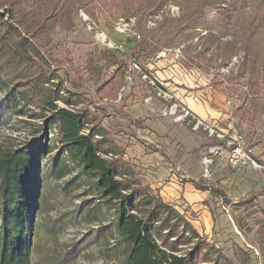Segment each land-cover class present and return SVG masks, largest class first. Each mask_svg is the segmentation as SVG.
<instances>
[{
	"label": "rangeland",
	"instance_id": "rangeland-1",
	"mask_svg": "<svg viewBox=\"0 0 264 264\" xmlns=\"http://www.w3.org/2000/svg\"><path fill=\"white\" fill-rule=\"evenodd\" d=\"M215 1L219 7H225L230 18L222 42L236 40L238 48L240 43H248L249 47L255 45L264 49V0ZM201 2L168 0L162 9L154 11L162 18L152 29H148L146 23L154 13L147 16L145 29L154 31L164 20L179 18L183 12L196 8ZM168 5L177 9H174L173 12H176L173 15H164ZM80 11L82 10L78 11L79 19ZM82 13L87 16L84 11ZM97 14V22L87 16L95 25L91 30L82 19L76 20L75 29L69 33L55 28L52 33L54 57L64 51L71 52V59L74 66L78 67L79 74L77 76L68 71L69 74L66 75L68 67L61 66L56 70L59 77L54 83H57L58 78H63V91H72L76 98H80L75 109H87L88 126L95 127L120 146L124 157L135 163L138 179L143 186H149L151 182L155 184L154 175L148 173V170H152V165L160 162L161 178L156 182L159 188L150 186L151 189L162 201L174 207L198 235L205 237L214 250L223 256L224 260L219 258L218 264H264V125L259 122L256 133H253L244 120L231 114L233 103L239 97H244L247 89L246 73L241 68L242 49L237 50L222 64V44L212 46L208 51H201L196 37L188 38L186 35L190 31H187L179 37L177 45L167 48L179 49L180 56L176 63L172 52L164 59L149 60L145 59L140 50L139 43L145 31L139 28V17L135 16L138 19L135 31L141 35L137 39L131 34L125 36L114 30L113 24L117 16H109L103 9H99ZM98 32H103L105 41L97 36ZM196 32L205 33L200 28ZM134 63L139 69L134 68ZM117 65L124 69V86L114 100L99 97L96 94L97 86L113 77ZM56 66L57 64H52L54 69ZM252 67L254 65L250 64V68ZM142 73L147 74L148 78H143ZM254 80V93L263 95L264 68L257 69ZM218 82L224 86L223 94L231 115L226 123L229 127L219 126L228 128L230 134L239 135L260 166L257 169L224 166L223 171H230L229 182L225 184L218 182L220 178L218 179L215 169L217 157L209 174L205 175L201 156L206 148L200 147L199 158V150L194 145L186 146L183 151L178 143L170 147L149 139L152 135L160 139L161 130L155 124L159 126L168 120L178 135L185 134L184 137L190 140H195L194 134L206 135L201 127L198 130L192 129L193 120L190 116L184 121L176 120L182 108L188 109L180 98L185 89L192 92L203 90L208 86L214 87ZM7 91L0 78V145L16 147L34 141L38 147L44 138V146L48 144L49 147L44 150L40 159L39 190L44 199L39 202L40 206L33 217L32 263L119 264L126 252V245L115 230L117 216L100 199L94 178L84 174L80 166L75 161H69L65 154L58 153L51 135L43 133V116L46 114L41 116L34 107H28L19 101L15 105L8 104ZM148 96L150 99L145 101ZM57 104L64 106L60 101ZM173 104L178 106L176 113L164 115L165 109L171 108ZM189 112L194 115L190 110ZM17 113L21 115L18 118ZM212 145L210 141L206 144L207 147ZM181 156L189 163L181 164ZM223 173L224 176L227 175ZM193 174L197 176L198 185L210 184L217 189L216 193L202 199L200 208L195 210L185 206L179 190L174 198L164 193L168 183L174 182L179 186L191 179ZM203 211H208L213 218V224H209L210 229H205L202 225L205 224ZM192 221L196 222L195 226ZM190 246L182 245L179 252L183 253Z\"/></svg>",
	"mask_w": 264,
	"mask_h": 264
},
{
	"label": "trees",
	"instance_id": "trees-1",
	"mask_svg": "<svg viewBox=\"0 0 264 264\" xmlns=\"http://www.w3.org/2000/svg\"><path fill=\"white\" fill-rule=\"evenodd\" d=\"M201 1L181 17L164 20L153 31L145 29L147 16L162 9L168 0H0V78L8 90V104L19 101L34 107L41 116L46 114L43 133L51 135L58 153L94 178L100 199L117 216L115 230L126 245L119 264H218V259L224 258L174 207L140 183L135 163L124 157L116 142L88 126V110L75 109L80 98L72 91H63V78L54 83L61 66L68 67L66 75L72 71L78 76L79 69L69 51L54 57L52 33L56 27L63 33L73 31L76 20H81L79 10L97 22V12L103 9L117 19L139 17V28L145 31L139 43L145 59L177 45L187 31L188 38L196 37L201 51L222 44V64L241 48L247 89L244 97L233 103L231 114L256 133L257 124L264 125V94L254 93V74L264 68V49L249 47L248 43H240L238 48L236 40L222 42L230 19L228 12L215 0ZM197 28L205 33L196 32ZM52 64H57L56 69ZM115 67L113 77L97 86L99 97L114 100L124 86V69ZM214 86L224 90L221 82ZM45 142L43 138L38 147L34 141L16 147L0 145V264H33V217L44 199L39 190V171L43 152L49 148ZM182 245L191 246L180 253Z\"/></svg>",
	"mask_w": 264,
	"mask_h": 264
},
{
	"label": "crops",
	"instance_id": "crops-1",
	"mask_svg": "<svg viewBox=\"0 0 264 264\" xmlns=\"http://www.w3.org/2000/svg\"><path fill=\"white\" fill-rule=\"evenodd\" d=\"M150 60V58H148ZM213 88V89H212ZM184 94L181 96L180 101L186 105L188 107V109L194 114L196 115L198 118L202 119L203 121L207 122V123H216L218 125H222L223 127H229V125L227 126L226 123L228 122L229 117L231 116L229 114V106L226 103L225 100V96L223 94V91L219 90L217 87H209L205 88V89H199L196 91H187L186 89L184 90ZM147 105V104H146ZM148 110V108H147ZM156 127H159V129L161 130L160 133V139L155 137L154 135H152V137H150L149 139H151V141H155V142H160L161 144H165V145H170V147L176 145L177 143L180 144L182 146V150H185L186 146H192L194 145L196 147L197 150H199V152L197 153V156L200 158V151L203 148H207L206 144H208V141H210V143L213 144V141L210 140V138L208 137V135H204V136H196V134H194L195 136V140L190 138H186L184 137L185 134L183 135H178L175 131V129H172V125L171 122L168 120L166 122H164V124L161 125H157L155 124ZM228 129V128H227ZM167 142V143H166ZM201 147V149H200ZM226 152L222 153V155H218L216 156V166L217 168L216 171L218 172L217 176L218 179L220 178V181H218L220 184H225L226 182H229L228 180L230 179V174L228 175V173H230V171L225 170L223 171V167H228L227 164V156H226ZM181 164H186L189 163L188 161L185 160V158H183V156H181ZM200 159H198V163H200L199 161ZM224 162V164H223ZM153 168L152 170L149 169L148 173H152L154 175L153 178V183L155 184H151L149 185V187H155V188H159L156 185V182H158L159 178H161L160 176V162L155 163L152 165ZM221 166V167H220ZM229 168V167H228ZM225 172L227 175L224 176ZM151 174V175H152ZM191 179H188L187 182L177 186V184L173 183H168L164 188V193L167 196H171V198L176 197V193L179 192L182 193V199L183 202L185 203V206L190 207L191 210H195V208L199 209L200 205L199 203L202 202V199H205L206 196H209L210 194H214L216 193L217 189L216 187L214 188L213 185L210 184H201L198 185L196 183L197 180V176H195L193 174L192 177H190ZM201 186H205L206 188H202ZM213 190V191H211ZM180 196V195H179ZM161 198V197H160ZM203 221L205 224H202L204 226L205 229H210V225L213 224V218L212 216H210L208 211H203ZM196 222L194 223V221H192V225L195 226ZM198 224V223H197ZM210 224V225H209ZM203 229V228H202ZM202 229H200V231H202ZM204 229V230H205Z\"/></svg>",
	"mask_w": 264,
	"mask_h": 264
},
{
	"label": "built area",
	"instance_id": "built-area-1",
	"mask_svg": "<svg viewBox=\"0 0 264 264\" xmlns=\"http://www.w3.org/2000/svg\"><path fill=\"white\" fill-rule=\"evenodd\" d=\"M169 6V5H168ZM168 8V9H167ZM164 15L174 14L177 9L174 6L167 7ZM174 9L176 10L175 12ZM79 16L84 22L87 24V28L89 30L94 28V24L90 19L80 11ZM160 14L154 13V15L150 16V19L146 23V27L148 29L154 28V26L157 24L158 20L160 18ZM137 25V21L135 17H129V18H118L114 21L113 28L116 32H119L123 35H133L137 39H140L141 35L135 31V27ZM97 36L101 38V40L105 41L106 37L103 34V32H98ZM173 53V60L176 63L180 53L179 49H161L158 52L155 53L153 57H151V60L155 59H164L167 54ZM172 60V61H173ZM135 69H139L137 64H133ZM142 72V71H140ZM143 78H148L147 74L142 73ZM153 84V83H152ZM150 99V96H148L145 101H148ZM178 106L177 104H173L171 108L165 109L163 114H174L176 113ZM190 116L192 121V129L198 130L200 127L204 129L208 135L209 138L215 140L214 144L212 146H208L206 150L202 154V164H203V171H205V175L209 174L210 168L213 166L215 157L217 155L222 154L224 151H226L227 156V164L231 168H243V167H249L252 169H257V167H260L258 162L255 160L253 156L250 155L249 151L247 150L245 146V142H243V139L237 135L236 133L230 134L229 129L221 128L218 124L214 123H207L203 122L201 119L196 118L194 115H192L188 109H181V112L177 114L176 120H182L184 121L186 117ZM87 131V130H86ZM84 131V132H86Z\"/></svg>",
	"mask_w": 264,
	"mask_h": 264
}]
</instances>
